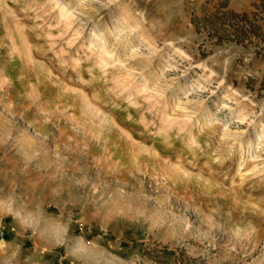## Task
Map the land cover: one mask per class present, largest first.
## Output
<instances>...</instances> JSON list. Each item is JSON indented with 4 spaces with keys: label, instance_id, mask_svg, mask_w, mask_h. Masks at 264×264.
Listing matches in <instances>:
<instances>
[{
    "label": "rangeland",
    "instance_id": "obj_1",
    "mask_svg": "<svg viewBox=\"0 0 264 264\" xmlns=\"http://www.w3.org/2000/svg\"><path fill=\"white\" fill-rule=\"evenodd\" d=\"M169 24L168 37L220 41L208 43L212 53L191 66L197 72L183 103H203L191 90L199 76L212 75L208 59L238 68L221 93L225 115L209 112L208 127L195 136L184 135L180 102L166 124L137 107L125 91L128 66H119L121 53L134 55L140 43L156 53L155 34ZM257 46L264 48V0H104L103 7L0 0V219L20 214L36 222L59 249L69 224L86 222L78 197H112L101 185L117 177L124 186L117 203L139 211L156 201L152 236L138 237L134 248L117 236L106 249L99 237L74 233L71 255L79 264H264V85L257 101L252 82L239 80L264 73V56L247 64ZM26 247L24 264L68 256L46 255L51 247L31 235Z\"/></svg>",
    "mask_w": 264,
    "mask_h": 264
},
{
    "label": "clouds",
    "instance_id": "obj_2",
    "mask_svg": "<svg viewBox=\"0 0 264 264\" xmlns=\"http://www.w3.org/2000/svg\"><path fill=\"white\" fill-rule=\"evenodd\" d=\"M81 2L83 3L84 0ZM91 3L100 7L104 6V0H91ZM107 3L114 4L116 0H107ZM144 6L149 8L150 3H145ZM171 27L172 25L169 24L168 28L163 30V34H155L156 53H149L146 45L140 43L132 49L134 55L127 52L121 53L124 57V64L119 66L122 68L128 66L129 82L125 91L141 102L136 105L137 107L152 113L157 124H166L168 122L167 114L172 112L173 108L180 102V107L185 110L182 116L184 135L185 137L189 134L195 136L208 127L204 118L209 112L220 117L225 115L224 110L227 109V104L221 102V93L230 79L233 82L236 80L238 68L236 61H233L226 68L221 57L216 56L214 58L216 63H213L212 59H208L206 62L214 69L212 75L204 73L199 76L198 86L191 90V94L202 98L203 103H200L199 100L183 103L185 94L189 92L187 85L191 83L193 73L197 72V69L191 66L195 65L198 59L207 57L212 53L211 48H206L208 43L218 44L220 41L219 37L216 41L202 39L199 43L189 38L168 37L167 31L171 30ZM131 31L135 32L136 29L133 28ZM224 35L226 39H235L234 35ZM180 49L184 50L183 54H181ZM261 56H264V48L257 46L253 58L247 61L249 67ZM239 59L242 57H237V60ZM117 63L119 64V61ZM161 73L166 77H173V79H160ZM239 80L241 85H247L249 81L252 82L251 90L255 92L253 99L259 101L262 95L261 86L264 85V73L258 80L251 74L247 77L240 76ZM254 107L259 109V103ZM212 124L218 127L227 126L223 120L219 119H213ZM216 162L220 163L219 156H217ZM226 163L227 161H225ZM90 177L91 179L95 178L94 174H90ZM108 179L111 187L105 189L101 185V188L105 193L113 192L112 197H101L99 192L95 194L94 198L78 197L79 203L84 205L81 215L86 217V222L83 225L70 223L68 238L64 240L59 249L57 248L59 242L54 237L42 232L36 222L26 223L20 214L3 216L0 219V264H24L30 255L26 247L27 238L30 235L33 239L46 242L51 247L52 251L46 255L58 257L66 250L68 256L60 260L59 264H79V261L71 255V236L74 233L85 235L90 239L99 237L96 241L97 244L106 249L109 242L116 243L117 236L121 237V244L125 246H129L127 242L132 241L130 247L133 248L138 237H143L145 233L151 237L152 233L148 230L153 224L152 210L157 207L156 201L149 200L147 210L130 211L123 203L116 202L118 196L116 190L124 186L118 182L117 177H109ZM149 191L151 195H157V193L151 192V189ZM21 200L22 198L17 199L14 207H20ZM73 210L79 211V206ZM6 235L11 236L13 242L6 241L4 239ZM158 251L162 252L163 249ZM47 264H52V262L48 261Z\"/></svg>",
    "mask_w": 264,
    "mask_h": 264
},
{
    "label": "bare ground",
    "instance_id": "obj_3",
    "mask_svg": "<svg viewBox=\"0 0 264 264\" xmlns=\"http://www.w3.org/2000/svg\"><path fill=\"white\" fill-rule=\"evenodd\" d=\"M21 49H22V50H21L20 52L25 53V52H24L25 49H24V48H21ZM87 109L90 111V113H91L93 116H95V117L97 116L96 113H94L90 108L87 107ZM105 121H106V120H105ZM105 121H104V120H101L100 126H103V127H104V124L106 123Z\"/></svg>",
    "mask_w": 264,
    "mask_h": 264
}]
</instances>
